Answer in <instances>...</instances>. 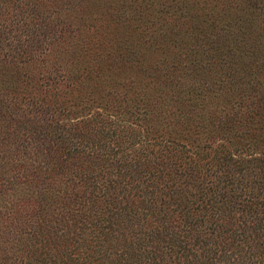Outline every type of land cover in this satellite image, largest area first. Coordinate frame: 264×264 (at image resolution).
<instances>
[{
    "label": "rangeland",
    "instance_id": "374dc122",
    "mask_svg": "<svg viewBox=\"0 0 264 264\" xmlns=\"http://www.w3.org/2000/svg\"><path fill=\"white\" fill-rule=\"evenodd\" d=\"M260 133L264 0H0V264H112L118 247L87 250L100 221L146 213L123 174L165 196L215 188ZM56 168L48 188L24 180ZM203 196L181 199L198 230Z\"/></svg>",
    "mask_w": 264,
    "mask_h": 264
},
{
    "label": "trees",
    "instance_id": "16d2710c",
    "mask_svg": "<svg viewBox=\"0 0 264 264\" xmlns=\"http://www.w3.org/2000/svg\"><path fill=\"white\" fill-rule=\"evenodd\" d=\"M119 120L125 124L131 122L130 127L141 131L143 129V125L137 121L128 122L122 118ZM247 132L237 136L239 143L243 144L249 138L258 137L254 132ZM139 134L138 132L137 135ZM131 136L133 134L130 132L129 137ZM237 148L238 152L242 153H232L228 157L224 155L223 161H219V165L225 167V171L218 169V174L215 175L218 184L215 188L198 187L196 191H190V187L185 186L178 190H170L167 192L170 195L165 196V190L161 188L157 191L152 190L145 182L138 185L132 179L131 172L128 175L123 174V178L127 179L125 181L123 179L121 187L127 188L128 192L135 188L138 192L128 201L141 203L140 208L143 210V206H146V213L143 216L132 217L130 210L117 207L114 214L107 215L105 224H101L100 221L90 248H87L88 252L92 254L91 256H97L101 251L104 254L118 247L115 250L117 258L111 261L112 264H264V144L247 151L239 145ZM31 176V179L24 180L41 187H47L53 176L57 179L64 178L60 168L38 171L36 174L31 173ZM190 178L197 179L195 176ZM133 194L131 192V195ZM202 194L205 195L202 197L205 203L202 210L207 215V209L203 208L206 207L212 214L198 221V230L191 221L187 222L181 217L180 212L184 211L181 199H187L188 196L194 198ZM207 198L209 202L206 201ZM93 202L97 204L98 200ZM140 212L143 211L137 210L136 214ZM116 214L117 218L110 220ZM212 215L216 216L211 217ZM173 218L177 219V225L171 224L170 220ZM146 220L150 223L148 232L142 229ZM114 221L116 229L113 228L111 231H115L114 237L120 242V246L105 237L108 236L105 232L108 224ZM157 222L159 224L154 225ZM132 225H137L138 229L133 228L131 233H127L128 226ZM179 226L185 227L186 232L180 229L177 231ZM123 229L124 234L119 233ZM101 242L105 243L104 247ZM147 242L151 243L149 246L151 249L146 248L145 251L142 245Z\"/></svg>",
    "mask_w": 264,
    "mask_h": 264
}]
</instances>
